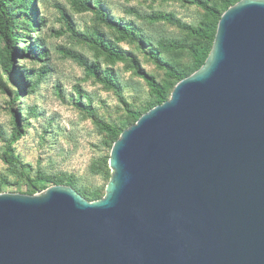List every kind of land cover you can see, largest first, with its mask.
Listing matches in <instances>:
<instances>
[{
    "label": "water",
    "instance_id": "obj_1",
    "mask_svg": "<svg viewBox=\"0 0 264 264\" xmlns=\"http://www.w3.org/2000/svg\"><path fill=\"white\" fill-rule=\"evenodd\" d=\"M105 196L0 194V264H264V0L124 130Z\"/></svg>",
    "mask_w": 264,
    "mask_h": 264
},
{
    "label": "rangeland",
    "instance_id": "obj_2",
    "mask_svg": "<svg viewBox=\"0 0 264 264\" xmlns=\"http://www.w3.org/2000/svg\"><path fill=\"white\" fill-rule=\"evenodd\" d=\"M208 1L218 12L223 10L221 0ZM32 8L35 30L19 6L14 8L17 32L25 38L13 46L15 68L10 73L4 67L6 43L0 39V194L35 195L38 192L30 194L29 186L41 183L47 188L70 186L89 202L101 200L112 177L113 140L100 130L99 122L128 129L133 125L130 111L145 114L156 105L131 62L153 75L170 96L175 84L158 62L194 74L190 50L201 42L185 28L210 26L214 19L182 0H86L85 4L34 0ZM96 11L134 27L136 40L120 42L119 35L98 20ZM159 12L171 14L175 22H153L151 16ZM97 30L129 61L110 62L103 49L91 46ZM70 50L80 59L70 57ZM42 52H46L44 58ZM92 64L101 75L111 76L117 87L106 88L91 77L87 66ZM14 114L23 129L14 146L23 163L21 170L11 169L3 161L15 127Z\"/></svg>",
    "mask_w": 264,
    "mask_h": 264
},
{
    "label": "trees",
    "instance_id": "obj_3",
    "mask_svg": "<svg viewBox=\"0 0 264 264\" xmlns=\"http://www.w3.org/2000/svg\"><path fill=\"white\" fill-rule=\"evenodd\" d=\"M34 0H0V39L6 43V61L4 63V67L7 72H12L15 68V61L13 58V46L17 44V41L23 39L22 35L17 32V14L15 11V7L19 6L21 14L23 18L31 25L32 29L35 30V26L37 25L36 20V13L34 8H32V3ZM78 3L85 4L86 0H73ZM184 3H187L191 6H196L203 10L206 14L212 17L213 23L210 26H201V27H192L186 26V30L188 34L197 39L201 42V45L198 47H193L190 50V53L194 60V67L195 71L199 70L206 62L207 58L209 57L219 21L224 14L231 6L235 5L236 3L240 2L241 0H221L223 10L218 12L208 0H182ZM97 18L99 21L104 23L110 30H113L119 35L120 42L126 41H135L138 32L134 29V27L124 24L122 22H116L115 20H109L104 17L102 11H96ZM66 20L69 21L68 17ZM151 20L155 23L157 22H168L174 23L175 18L167 13V12H159L151 16ZM38 33H40L38 31ZM96 37H93L91 40V46L99 47L104 50L107 54V58L110 62H121L126 63L129 61V57L124 54L120 48H118L113 42L109 41L106 35L97 30L95 32ZM38 40L35 41V43ZM70 57L75 59H80V55L76 52L70 50L69 52ZM43 58L46 56V52H42ZM131 67L134 70V73L137 77L143 80L147 87L149 88L150 92L156 98V105H160L166 100H168L171 96L168 95L167 89L157 81V79L149 74L144 69L140 68L136 64L135 61L131 62ZM158 66L160 69L165 70L166 77L171 80L175 86L177 83L182 81L183 79L189 77V74L185 72L176 71L173 67L169 66L168 64H161L158 62ZM87 72L91 75V77L95 78L99 83L103 84L106 88L114 89L117 87L116 81L111 76H103L98 72V68L96 65L92 64L87 66ZM16 99H19L20 92L16 93ZM154 106V107H155ZM153 107V108H154ZM151 110V109H150ZM139 111H130L129 116L132 119V124L136 123L138 119L143 115ZM14 119V130L12 135L6 145L5 151L3 153V161L6 165H8L11 169L21 170L23 168V163L15 154L14 146L16 143L21 139L23 135V129L20 126L19 119L16 114L13 115ZM100 130L110 136L114 143L119 139L122 132L126 129H121L118 127H114L110 124L105 122H99L98 124ZM112 145V147H113ZM47 186L41 183H31L29 186L30 194H35L40 190H45Z\"/></svg>",
    "mask_w": 264,
    "mask_h": 264
}]
</instances>
